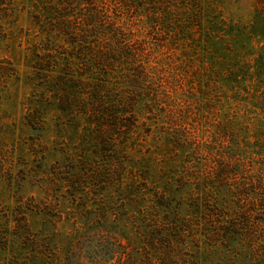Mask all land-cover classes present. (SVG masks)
Listing matches in <instances>:
<instances>
[{
	"label": "trees",
	"instance_id": "obj_1",
	"mask_svg": "<svg viewBox=\"0 0 264 264\" xmlns=\"http://www.w3.org/2000/svg\"><path fill=\"white\" fill-rule=\"evenodd\" d=\"M103 1L0 0V36L27 13L38 83L61 111L96 120L99 134L110 121L118 130L121 111L129 114L126 140L136 110L155 123L177 115L173 128L161 125L175 158L161 167L152 156L129 160L121 172L113 167L105 182L112 201L101 197L95 211L79 205L68 232H31L26 217L17 218L11 233L0 232L5 263L264 264V55L246 60L226 42L227 32L236 41L234 32L247 35L246 27L228 24L223 33L221 19L212 35L199 0H119L115 8L124 11L116 15H130L147 33L148 41L135 43ZM159 33L168 43L177 38L176 56L157 52L152 39ZM185 76L193 79L190 89L179 83ZM62 82L71 88L53 91ZM102 219L116 226L100 230Z\"/></svg>",
	"mask_w": 264,
	"mask_h": 264
},
{
	"label": "rangeland",
	"instance_id": "obj_2",
	"mask_svg": "<svg viewBox=\"0 0 264 264\" xmlns=\"http://www.w3.org/2000/svg\"><path fill=\"white\" fill-rule=\"evenodd\" d=\"M118 2L103 1L113 8L109 7L111 18L123 25L129 37H133V43L138 38L148 41L147 33L138 28L133 17L116 15L117 10L124 11L115 8ZM199 3L204 6L207 30L221 19L225 21L221 26L223 33L228 30V24L237 28L246 27L247 35L234 32L236 41L227 32L226 42L246 60L264 55V0H199ZM6 26L7 31L3 32L6 36H0V232L6 237L5 229H10L11 233L16 228L17 218L22 222V216L26 217L31 232L46 228L68 232L74 219L80 217L79 205L85 204L95 211L101 197L107 202L112 201L113 188L106 186L105 182L110 181L113 167L121 172L122 168L130 165L129 160L136 161L141 157L151 159V156L154 164L158 163L156 165L161 167L163 161L167 163L175 158L172 147H165L166 142L161 138V125L173 128L179 119L175 118L177 115L167 114L164 120L155 123L148 119L146 111L139 113L136 110V126L132 137L126 140L124 129L130 124L127 120L129 114L121 111L118 114V130L110 121L107 132L99 134L96 120L70 110L61 111L53 93L38 83L31 53L37 39L31 37L29 40L26 36V31L33 28L28 14L23 13L17 24ZM213 30L209 31L212 35L215 33ZM193 33H198L195 28ZM165 40L163 33L152 39L158 45L157 52L176 56L179 53L177 38L173 37L171 43ZM188 65L191 67L190 63ZM178 80L184 83L186 89L192 87L193 79L188 76ZM58 85L53 91L69 86L65 82ZM259 86L256 80L250 83L249 88L254 91ZM63 94H69V90ZM78 104L82 105L79 100ZM112 116L109 112L108 118ZM190 127L192 129L193 126ZM149 128L151 133L147 132ZM111 139L116 140L115 147L110 145ZM209 149L204 148L203 154L208 162L211 161ZM81 187H84L88 197L84 196L83 190H79ZM109 221L102 219L96 226L100 230L112 231L116 225ZM13 242L18 244L19 240L14 239ZM7 255L8 258H5ZM8 259L9 254L0 249V264ZM83 262L89 264L86 260ZM118 262L119 259H116L112 264Z\"/></svg>",
	"mask_w": 264,
	"mask_h": 264
}]
</instances>
